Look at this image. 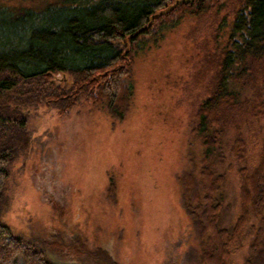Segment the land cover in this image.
<instances>
[{
	"label": "rangeland",
	"instance_id": "obj_1",
	"mask_svg": "<svg viewBox=\"0 0 264 264\" xmlns=\"http://www.w3.org/2000/svg\"><path fill=\"white\" fill-rule=\"evenodd\" d=\"M210 22L186 14L136 55L133 96L122 121L85 97L65 114L44 105L23 108L32 141L9 166L1 211L17 236L36 242L54 264H96L87 254L96 248L118 264H201L203 240L185 211L180 177L192 173L194 190L202 191V147L191 128L221 48ZM62 78L54 76L55 82ZM243 132L246 160L238 161L227 146L228 226L240 212L238 169L255 163L264 117L249 120ZM249 227L234 253L238 264L248 254Z\"/></svg>",
	"mask_w": 264,
	"mask_h": 264
},
{
	"label": "trees",
	"instance_id": "obj_2",
	"mask_svg": "<svg viewBox=\"0 0 264 264\" xmlns=\"http://www.w3.org/2000/svg\"><path fill=\"white\" fill-rule=\"evenodd\" d=\"M186 14L210 17L215 46L221 47L213 82L193 111L191 131L202 147V191L194 190L192 173L180 177L185 211L203 240L201 264H238L234 253L244 246L248 224L251 236L242 264H264V133L255 163L238 169L239 215L232 225L223 223L229 210L223 192L231 167L227 146L238 161L246 160L244 125L264 117V0H22L0 5V264H54L41 246L17 236L1 218L9 166L32 141L23 108L44 105L65 114L85 97L124 120L136 55L157 44L164 30ZM55 75L64 78L55 82ZM244 90L249 93L243 95ZM87 254L96 264H118L102 248Z\"/></svg>",
	"mask_w": 264,
	"mask_h": 264
},
{
	"label": "water",
	"instance_id": "obj_3",
	"mask_svg": "<svg viewBox=\"0 0 264 264\" xmlns=\"http://www.w3.org/2000/svg\"><path fill=\"white\" fill-rule=\"evenodd\" d=\"M194 0H181V2H193Z\"/></svg>",
	"mask_w": 264,
	"mask_h": 264
}]
</instances>
